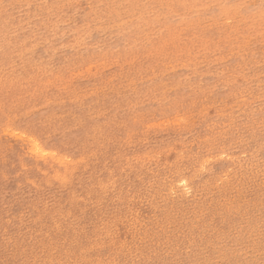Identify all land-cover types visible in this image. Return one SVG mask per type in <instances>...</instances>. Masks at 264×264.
I'll return each mask as SVG.
<instances>
[{"label":"rangeland","instance_id":"374dc122","mask_svg":"<svg viewBox=\"0 0 264 264\" xmlns=\"http://www.w3.org/2000/svg\"><path fill=\"white\" fill-rule=\"evenodd\" d=\"M0 264H264V0H0Z\"/></svg>","mask_w":264,"mask_h":264},{"label":"bare ground","instance_id":"6f19581e","mask_svg":"<svg viewBox=\"0 0 264 264\" xmlns=\"http://www.w3.org/2000/svg\"><path fill=\"white\" fill-rule=\"evenodd\" d=\"M37 144V143H36ZM33 150V149H32ZM37 152V151H36Z\"/></svg>","mask_w":264,"mask_h":264}]
</instances>
